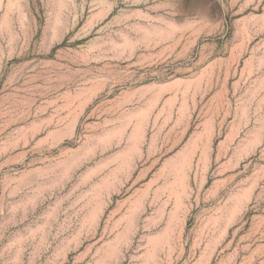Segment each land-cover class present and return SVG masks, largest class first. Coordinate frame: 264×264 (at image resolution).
Instances as JSON below:
<instances>
[{
	"label": "rangeland",
	"instance_id": "rangeland-1",
	"mask_svg": "<svg viewBox=\"0 0 264 264\" xmlns=\"http://www.w3.org/2000/svg\"><path fill=\"white\" fill-rule=\"evenodd\" d=\"M0 264H264V0H0Z\"/></svg>",
	"mask_w": 264,
	"mask_h": 264
}]
</instances>
